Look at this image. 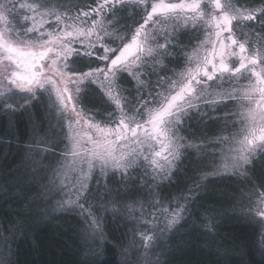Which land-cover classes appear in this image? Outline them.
<instances>
[{
	"label": "snow or ice",
	"instance_id": "1",
	"mask_svg": "<svg viewBox=\"0 0 264 264\" xmlns=\"http://www.w3.org/2000/svg\"><path fill=\"white\" fill-rule=\"evenodd\" d=\"M0 114L29 117V156L73 191L56 206L81 217L82 249L106 239L102 213L135 205L159 213L145 240L178 231L216 179L264 209V0H0Z\"/></svg>",
	"mask_w": 264,
	"mask_h": 264
},
{
	"label": "rangeland",
	"instance_id": "2",
	"mask_svg": "<svg viewBox=\"0 0 264 264\" xmlns=\"http://www.w3.org/2000/svg\"><path fill=\"white\" fill-rule=\"evenodd\" d=\"M21 2L33 3L35 0H21ZM96 2L97 0H86L87 5L91 7H95ZM248 6L253 7L255 5L250 4ZM24 116L28 117L27 115ZM44 116L45 119H49L46 112ZM51 123L52 125L55 124L54 121ZM45 130H48V125L45 126ZM52 131L58 132L59 129L53 127ZM29 133L30 145H32L31 127ZM28 147L29 145L26 146L23 157L24 172L15 176L0 172V197L8 194L9 196L19 195V197L27 198L28 208L21 210L29 216L26 217V220L34 225L33 232L30 234L32 240L34 239V234L42 227L50 228L54 233L58 232L59 229L64 230L68 226L77 227L81 217L75 212H63L56 206L57 201L74 199L73 191L67 187L62 190L50 191L48 186L53 177L48 170L41 169L39 165L33 162L27 151ZM39 147H43V145ZM144 171V169H141L137 175L143 177ZM255 173L256 175L264 174V164H257ZM185 180L186 177H181L176 186L169 189V192L176 196L180 195L185 188ZM65 183L67 184L68 182L65 181ZM187 186L191 187V184ZM184 194L187 195L186 192ZM202 195L203 199L199 201L197 206V211L200 213L198 217H191L189 223L178 231L174 230L173 233H167L162 238L154 239L153 241H147L144 237L153 235L155 230L156 222L153 221L150 213H155L156 215H159V213L149 208L147 204H145L143 210L139 209V205H135L132 215H124L123 213L114 215L111 211L102 213L106 239L101 240L99 245L103 248L105 246L104 243L111 239L118 248L124 247L120 256L123 264H175L177 257L186 255V252L189 251L188 249L191 248L192 251V247L206 251L209 245V234L204 224L208 222L209 218L208 212L204 211V209H212L210 207L214 205L211 201L213 198L218 200V204L231 202L229 204L230 209H224L223 206L220 207L218 205L220 208L217 207L216 210L219 211L221 216L223 214L227 218L231 216L236 222L241 219L254 221L256 220L255 218H259L256 213L264 210L260 208L258 198L250 196L248 188L239 183L238 178L234 180L216 179L209 190ZM175 203L176 201H173V206ZM200 204L204 206L203 209L199 207ZM246 207L253 209L255 212L253 217L245 215ZM169 210L171 211V208ZM23 232L28 234L29 230L25 227ZM6 238L5 233L0 230V261L10 264L14 252L11 244L5 246L3 240Z\"/></svg>",
	"mask_w": 264,
	"mask_h": 264
},
{
	"label": "trees",
	"instance_id": "3",
	"mask_svg": "<svg viewBox=\"0 0 264 264\" xmlns=\"http://www.w3.org/2000/svg\"><path fill=\"white\" fill-rule=\"evenodd\" d=\"M30 127L28 117L18 115L10 123L9 118L0 114L1 173L15 176L24 172V151L31 144ZM211 201L216 205L211 206L212 209L219 206L230 209L231 202L218 204L215 198ZM27 204V198L19 195L4 194L0 197V230L7 236L3 242L5 246L11 244L14 252L10 264H79L85 251L90 254V264H123L120 256L124 247L118 248L108 239L103 248L99 245L82 249L72 226L55 233L50 228L42 227L32 240L30 234L34 225L26 220L29 216L21 210L28 208ZM244 213L253 217L255 212L251 207H246ZM255 219L236 222L231 216L227 218L219 213L206 251L192 247V251L190 248L186 255L177 257L175 264H264V250L259 239V234L263 233V223L259 218ZM25 227L29 230L28 234L23 232ZM229 239L242 242L243 247L225 252L224 249L234 248L233 244L228 243Z\"/></svg>",
	"mask_w": 264,
	"mask_h": 264
}]
</instances>
